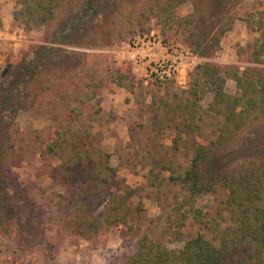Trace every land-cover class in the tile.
I'll return each mask as SVG.
<instances>
[{
    "label": "rangeland",
    "instance_id": "obj_1",
    "mask_svg": "<svg viewBox=\"0 0 264 264\" xmlns=\"http://www.w3.org/2000/svg\"><path fill=\"white\" fill-rule=\"evenodd\" d=\"M23 1L0 0V264H126L149 220L187 195L181 178L198 149L207 172L264 168V116L222 136L213 91L228 68L264 80V63L250 61L264 40V0H173L166 11L156 0H100L64 40L55 34L88 0H57L43 22ZM229 23L215 51L201 55L196 43ZM138 36L180 57L172 79L145 76L147 64L131 56ZM223 89L233 97L236 81L226 77ZM70 125L69 141L89 160L74 167L70 145L49 149ZM223 199L202 192L195 206L216 219ZM187 224L168 248L197 232L199 223Z\"/></svg>",
    "mask_w": 264,
    "mask_h": 264
},
{
    "label": "trees",
    "instance_id": "obj_2",
    "mask_svg": "<svg viewBox=\"0 0 264 264\" xmlns=\"http://www.w3.org/2000/svg\"><path fill=\"white\" fill-rule=\"evenodd\" d=\"M99 1L88 0L84 8L69 18L60 32L55 34L56 38L64 40L63 38L71 35L77 23H87L88 19L93 17ZM156 1L158 6L155 7L160 11L168 10L173 4V0H166L163 4L159 0ZM182 1L176 0L177 3ZM57 2L24 0L23 4L25 11L31 12V7H34L36 14H44L39 16L43 22L45 14L47 16L53 14ZM230 27L231 23L218 28L211 26L210 39L205 42L199 41L201 44L196 43L199 53L203 56L211 55L222 35ZM250 61L264 63V40L256 43ZM247 72V69L240 72L237 67L228 68L225 76L215 81L213 91L216 109L220 114L223 113L225 121L222 136L231 131L232 123L237 126L239 120L258 119L264 116V80L247 75ZM226 77L236 81L237 92L233 97L223 91ZM56 133L55 141L49 144L50 151L57 152L62 144H68L71 154L66 160L73 161V167L83 161L89 162L87 156H82L88 154V150L82 152L77 148V143L69 141L70 137L77 135L71 125L66 130ZM67 133H71L70 136ZM83 133L84 138L91 137V133L86 129ZM96 152L98 158L106 156L100 149ZM58 155L64 158L62 154ZM204 160L200 148L193 158L191 167L181 178L186 186L187 195L181 201H177L169 211L149 220L148 224L151 225L137 238L136 252L128 258L126 264H264V168L248 170L238 177L225 176L203 169ZM90 161H93V158ZM100 166L102 171H108V174L114 171L107 160H103ZM128 188L127 192H132V189ZM216 190L224 194L222 211L216 212L218 213L216 219L203 217L202 211L195 206L196 198L202 192ZM102 203L104 202L100 201L99 205ZM102 212L103 210H100L99 213ZM187 221L199 223L197 232L189 236L181 248H168L165 244L166 238L182 240L184 225H190ZM206 229L210 235L205 232Z\"/></svg>",
    "mask_w": 264,
    "mask_h": 264
},
{
    "label": "built area",
    "instance_id": "obj_3",
    "mask_svg": "<svg viewBox=\"0 0 264 264\" xmlns=\"http://www.w3.org/2000/svg\"><path fill=\"white\" fill-rule=\"evenodd\" d=\"M146 38V39H145ZM137 41H140V45L137 47V42H133L136 46L132 51V58L135 59V63H146L145 76L151 80L166 81L172 79L179 69L180 57L176 55H162L158 54L155 50L156 44L151 37H135ZM160 47H163L159 45Z\"/></svg>",
    "mask_w": 264,
    "mask_h": 264
},
{
    "label": "crops",
    "instance_id": "obj_4",
    "mask_svg": "<svg viewBox=\"0 0 264 264\" xmlns=\"http://www.w3.org/2000/svg\"><path fill=\"white\" fill-rule=\"evenodd\" d=\"M5 19H7V18H5ZM132 69L136 70L138 72V74H142V69L140 67L137 68V66L132 65Z\"/></svg>",
    "mask_w": 264,
    "mask_h": 264
}]
</instances>
